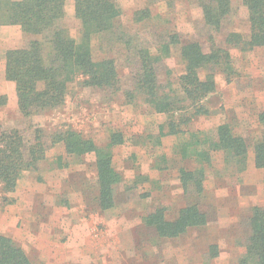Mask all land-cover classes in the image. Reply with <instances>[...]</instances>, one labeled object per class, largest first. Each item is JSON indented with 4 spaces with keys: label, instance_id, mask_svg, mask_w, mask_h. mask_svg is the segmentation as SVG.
<instances>
[{
    "label": "rangeland",
    "instance_id": "1",
    "mask_svg": "<svg viewBox=\"0 0 264 264\" xmlns=\"http://www.w3.org/2000/svg\"><path fill=\"white\" fill-rule=\"evenodd\" d=\"M117 1L121 14L116 24L124 31L122 38L134 45L154 49L158 41L176 34L181 41H199L207 50L210 37L223 44L229 32L245 39L249 35L247 12L239 0H232L231 12L219 32L204 23L197 0ZM143 9L149 14L137 20L135 12ZM66 25L78 37L79 24L73 16L66 19ZM19 34L16 28L3 32L0 54L21 38ZM102 44L115 59L121 87L128 86L137 64L124 59L122 43L116 42L112 48L105 41ZM98 45L94 41L95 58L102 54ZM178 48L172 47L170 57L158 67L163 85L168 78L175 82L182 73ZM229 52L231 72L227 76L217 71L215 91L204 99L210 113L197 116L187 133L165 135L159 145H145L144 137L158 132L165 115L152 111L140 98L127 103L121 91L111 95L76 80L69 84L61 107L25 117L18 110L16 95L11 94V85L0 76V97H4L0 130L20 129L29 140L36 128L49 138L51 132L71 127L99 146L105 145L113 130L134 138L112 149L113 166L122 176L115 186L112 208L98 206L94 154L74 158L58 143L49 147L37 170L22 172L13 192L0 190V235L10 237L34 264H237L249 233L244 219L254 205L264 207V169L254 167L251 148L264 131V123L258 119L264 114V47L240 50L229 46ZM223 122L230 123L249 144L244 170L238 171L233 162L217 153L210 164L182 156L181 147L194 139L190 133L209 142ZM206 146L207 142L203 148ZM56 156H60L59 167ZM180 168H204L201 194L193 193L192 187L183 190ZM191 201H198L208 220L183 235L161 238L141 221L155 207H162L165 217L173 219Z\"/></svg>",
    "mask_w": 264,
    "mask_h": 264
},
{
    "label": "trees",
    "instance_id": "2",
    "mask_svg": "<svg viewBox=\"0 0 264 264\" xmlns=\"http://www.w3.org/2000/svg\"><path fill=\"white\" fill-rule=\"evenodd\" d=\"M239 1L247 12L248 37L245 39L240 33L229 32L223 44L210 37L206 50L199 41H181L176 34L158 41L154 49L140 43L131 44L130 39L122 38L124 31H119L121 29L115 21L121 14L117 0H74L78 37H73L66 25L65 0H0V26L18 25L28 36L23 46L4 51V76L14 83L17 107L25 117L61 107L66 101L69 84L76 80L82 86L109 91L111 95L121 91L127 103L140 98L152 111L165 115V120L157 126L158 132L144 137L145 145L150 142L159 145L165 135L187 133L197 116L210 113L204 99L215 91L216 72L227 73L228 76L232 70L229 46L240 50L264 47V0ZM197 2L204 23L219 32L223 20L231 12L232 0ZM135 14L140 20L149 12L143 9ZM94 41L102 51L96 58L93 55ZM104 41L110 48L116 42L122 43L126 49L124 59L129 64H137L128 86L121 87L115 59L106 54ZM176 45H179L183 70L175 82L168 78L163 85L159 80L158 67L170 57L171 49ZM2 100L3 96L0 103ZM263 115L258 119L264 123ZM48 135L49 138H45V131L36 128L34 136L28 140L20 129L0 130V190L13 192L22 172L37 170L39 163L46 160L49 147L62 143L65 154L74 158L94 154L98 206L103 210L112 208L115 186L122 181L121 174L113 166L112 149L134 138L113 130L105 145L99 146L92 138L71 127ZM190 135L194 139L181 147L183 157H194L210 164L217 153L223 156L224 161L233 162L238 171L245 169L249 144L241 134L234 132L230 123H220L214 139H209V142L197 139L193 132ZM135 140L138 141L137 138ZM205 142L208 146L203 148ZM251 148L254 167L264 169V131ZM59 161L60 156H56L54 162L57 167L60 166ZM156 167L161 168L160 164ZM204 172V168H180L179 181L183 190L186 192L192 187L193 193L201 194ZM207 220V214L198 201L181 207L173 219L165 217L162 207H155L141 216V221L161 238L178 237L205 225ZM244 220L249 233L237 264H264V207L254 205ZM0 264L34 263L13 244L10 237L0 235Z\"/></svg>",
    "mask_w": 264,
    "mask_h": 264
},
{
    "label": "crops",
    "instance_id": "3",
    "mask_svg": "<svg viewBox=\"0 0 264 264\" xmlns=\"http://www.w3.org/2000/svg\"><path fill=\"white\" fill-rule=\"evenodd\" d=\"M65 11H66L65 19H67L68 17H72V16L74 17V0H65ZM9 28L18 29V31L20 33L19 35L21 38L19 40L15 41V43L10 44L7 47H5V49L17 48V47L23 46L26 39L28 38V36L21 31V29L18 25H1L0 26V39L2 40L3 32H5ZM12 42H14V41H10V43H12ZM2 53L3 52H1V54H0V76H1V78L3 77L5 80V77H4V55H3L4 53L3 54ZM5 82L7 83V85H11V94L13 96H15L16 93H15L14 83L12 81H7V80H5Z\"/></svg>",
    "mask_w": 264,
    "mask_h": 264
}]
</instances>
